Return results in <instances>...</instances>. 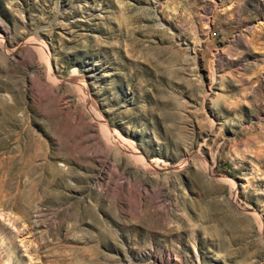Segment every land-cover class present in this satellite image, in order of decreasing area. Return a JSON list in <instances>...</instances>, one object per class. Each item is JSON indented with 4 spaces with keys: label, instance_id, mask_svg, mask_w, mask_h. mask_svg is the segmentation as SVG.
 <instances>
[{
    "label": "rangeland",
    "instance_id": "obj_1",
    "mask_svg": "<svg viewBox=\"0 0 264 264\" xmlns=\"http://www.w3.org/2000/svg\"><path fill=\"white\" fill-rule=\"evenodd\" d=\"M0 190V264H264V0H0Z\"/></svg>",
    "mask_w": 264,
    "mask_h": 264
},
{
    "label": "bare ground",
    "instance_id": "obj_2",
    "mask_svg": "<svg viewBox=\"0 0 264 264\" xmlns=\"http://www.w3.org/2000/svg\"><path fill=\"white\" fill-rule=\"evenodd\" d=\"M86 91V90H85ZM8 107H10L11 109H12V106H8ZM120 138V137H119ZM123 139V138H122ZM127 141V142H126ZM124 143H128V140H126ZM119 143V142H118ZM124 145V144H123ZM2 192H3V190H2ZM16 197H20V195H18V196H16ZM24 197V196H23ZM7 194H3V193H1V190H0V207H3V206H1V205H5L6 204V202H7ZM15 198V197H14ZM2 209V208H1Z\"/></svg>",
    "mask_w": 264,
    "mask_h": 264
}]
</instances>
